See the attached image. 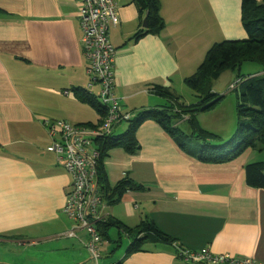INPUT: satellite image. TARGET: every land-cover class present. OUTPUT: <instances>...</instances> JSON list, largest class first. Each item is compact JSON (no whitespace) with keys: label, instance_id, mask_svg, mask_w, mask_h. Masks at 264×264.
Here are the masks:
<instances>
[{"label":"crops","instance_id":"1","mask_svg":"<svg viewBox=\"0 0 264 264\" xmlns=\"http://www.w3.org/2000/svg\"><path fill=\"white\" fill-rule=\"evenodd\" d=\"M114 1L115 94L133 116L169 104L158 87L178 89L184 100L185 80L214 44L247 38L242 0H160L165 28L159 34L144 28L147 14L134 0ZM81 7L77 0H0V248L15 256L30 252L29 264H48L49 253L56 258L52 264L90 261L87 232L63 213L72 178L47 151L45 126L100 120L79 97L99 95L98 86L88 91ZM140 31L145 34L134 41ZM126 124L115 136L126 133ZM137 139L135 154L115 148L103 163L111 189L130 179L142 190L127 192L116 204L104 200L100 225L111 224L101 264H187L178 256L181 249L264 264V189L250 187L245 173L252 150L222 164L202 162L193 155L200 145L189 142L187 153L152 120L139 127ZM144 221L173 244L144 242L130 254L136 231L125 230ZM70 231L74 237L67 236Z\"/></svg>","mask_w":264,"mask_h":264},{"label":"trees","instance_id":"2","mask_svg":"<svg viewBox=\"0 0 264 264\" xmlns=\"http://www.w3.org/2000/svg\"><path fill=\"white\" fill-rule=\"evenodd\" d=\"M134 1L141 11L147 14V32L159 34L165 28L160 0ZM242 22L247 38L214 44L196 73L185 80V91L191 93L196 101L187 104L173 90L158 87L156 92L168 100L167 106L134 116L129 122V129L123 135L115 136L114 134L96 140L101 151L98 165L99 181L104 184L100 183L106 202L116 204L127 192L142 190V187L130 179L121 181L112 189L106 185L103 163L110 150L122 148L130 154H135L140 147L137 131L148 120L158 123L187 153L192 151L189 142L193 139L202 138L206 142L215 140L216 135L198 126L196 116L200 112L209 111L219 105L221 98L214 93L215 81L226 72L240 71L247 63L259 65L262 70L261 74L238 78L239 126L235 138L228 143L230 150L223 146H205L193 155H198L202 162L222 164L238 158L247 150H264V0H242ZM144 34L145 31H140L133 40L138 41ZM80 94V99L95 108L100 116L98 124L87 125H100L106 118V108L102 106L98 98L90 96L87 92H80ZM185 116L189 119L185 120ZM186 121L190 122L188 131L180 127V124ZM191 130H194L193 134ZM197 131H199L198 136ZM245 173L250 187L264 189V162L249 163ZM110 224L99 225L103 237ZM125 232L129 234L135 232L136 240L129 250L130 254L139 252L144 242L173 244V240L159 231L151 221H144L136 230H125Z\"/></svg>","mask_w":264,"mask_h":264},{"label":"built area","instance_id":"3","mask_svg":"<svg viewBox=\"0 0 264 264\" xmlns=\"http://www.w3.org/2000/svg\"><path fill=\"white\" fill-rule=\"evenodd\" d=\"M77 1L82 5L79 19L83 49L88 60V91L92 94L94 87H99L98 99L106 108L107 115L98 126L71 125L64 121L45 122L51 138L47 151L56 156L72 178L63 213L89 236L87 250L90 261L87 264H101L107 242L99 230L103 222L101 208L104 194L98 172L101 151L96 140L114 135L120 124L129 123L134 116L123 111L121 99L115 94L118 50L110 41V28L119 24L115 1ZM67 236L74 237L75 232L70 231ZM178 256L187 264H263L248 257L215 255L209 251L181 249Z\"/></svg>","mask_w":264,"mask_h":264},{"label":"rangeland","instance_id":"4","mask_svg":"<svg viewBox=\"0 0 264 264\" xmlns=\"http://www.w3.org/2000/svg\"><path fill=\"white\" fill-rule=\"evenodd\" d=\"M261 70V66L247 63L241 68L240 71L227 72L215 81L214 93H216L221 98L220 103L209 111L200 112L196 116V121L200 128L216 135V139L207 142L202 138L193 139L190 143L194 148H197L199 145L203 148H205V146H223L226 149L228 148V143H230L235 138L239 126L237 111L239 106V98L237 93L238 85L236 86L238 83V78L248 77L249 74L258 73L261 72ZM175 93L181 95V91L178 89H175ZM183 95L185 96L184 101H194V96L191 93H184ZM184 119L188 120L189 117L185 116ZM124 125L127 126L126 123H124ZM180 127L185 131H188V129H190V122L186 121L183 124H180ZM191 132L193 134L194 130H191ZM198 133L199 131H197V136ZM252 154L253 160L251 163L264 162V150H252ZM20 253L23 254L15 256L8 250L0 248V264H29L28 260L29 257H31V255H29L30 252L25 253L21 251ZM54 260H56V258L51 256L49 253V256L47 257V263L52 264L54 263Z\"/></svg>","mask_w":264,"mask_h":264},{"label":"water","instance_id":"5","mask_svg":"<svg viewBox=\"0 0 264 264\" xmlns=\"http://www.w3.org/2000/svg\"><path fill=\"white\" fill-rule=\"evenodd\" d=\"M144 28H148V21L147 18L144 20V24H143Z\"/></svg>","mask_w":264,"mask_h":264}]
</instances>
